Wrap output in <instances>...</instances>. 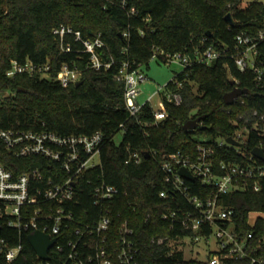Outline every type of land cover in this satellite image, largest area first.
Here are the masks:
<instances>
[{"label":"trees","instance_id":"trees-1","mask_svg":"<svg viewBox=\"0 0 264 264\" xmlns=\"http://www.w3.org/2000/svg\"><path fill=\"white\" fill-rule=\"evenodd\" d=\"M121 1L0 0V131L33 129L77 136L102 132L101 163L81 179L87 190L79 194L80 216L68 236L73 238L75 228L81 224L98 220L99 215L92 217L83 211H99V207L93 206L91 188L106 181L128 192L124 203L122 200L114 203V211L122 212V216L114 217L113 222L129 220L135 228L139 264H202L198 259H185L183 251L168 243L152 241L167 233L171 236L177 233L162 219V213L176 204L160 196L163 190H170L163 180L160 158L163 153L195 151L200 137L216 145L217 139L233 137L237 131L247 134L242 149L248 156L255 147H264V87L251 70H240L233 57L238 33H255L263 28L264 3L253 1L243 6L242 0H127V8H122ZM132 6L137 11L133 15L129 11ZM229 12L235 25L226 20ZM62 24L80 30L84 37L101 34L107 44V57L114 60L111 67L96 70L88 66L86 53L62 52L53 33ZM209 46L220 50L222 55L210 64L197 61V56ZM74 48L81 49L82 44L76 42ZM156 50L179 52L192 60L173 78L181 83L180 87L173 79L167 83L168 89L180 93L182 101L176 104L165 97L168 115L159 123H155L153 105L149 102L137 115L130 114L125 104L124 83L118 79L124 62L129 61L133 68L148 65ZM258 53L257 63L264 67V41ZM29 58L37 63L50 60L53 75L64 62L77 65L82 70L81 78L65 87L53 77L7 75L13 59ZM156 59L164 62L162 57ZM236 87L247 93L227 103L225 95ZM20 88L26 91H19ZM199 116L202 120L196 129H184L187 121ZM119 132H123L124 139L117 143L115 136ZM216 147L217 161L245 160L232 145ZM135 150L143 155L141 162L126 163L130 151ZM154 151L156 155L152 154ZM146 152L151 154L145 157ZM0 161L16 176L36 167L46 176L52 175L50 170L58 164L43 157H16L1 138ZM89 178L93 183L87 186ZM191 192L200 194L194 182ZM132 200L137 204L136 210L129 205ZM223 201L234 210L232 219L237 230L246 234L251 227L248 223L251 212H264V187L260 192L226 194ZM4 221L0 219L1 237L8 247L21 241L23 249L13 260H7L0 251V264H39V256L28 240L30 232L20 233ZM256 228L257 236L264 237V218L257 219ZM208 232L205 228L201 233ZM112 237H117L115 230Z\"/></svg>","mask_w":264,"mask_h":264},{"label":"built area","instance_id":"built-area-1","mask_svg":"<svg viewBox=\"0 0 264 264\" xmlns=\"http://www.w3.org/2000/svg\"><path fill=\"white\" fill-rule=\"evenodd\" d=\"M128 2L122 0L121 7L127 8ZM129 11L132 15L137 13L133 6ZM53 33L62 52L86 53L88 66L91 68L108 70L114 62L113 57H107V44L101 34L94 38L84 37L80 30L65 24L55 27ZM124 35L128 36V33ZM263 41L264 26L255 33L241 31L236 36V52L233 54L240 70H251L255 74V80L262 87L264 67L258 65L257 57L258 47ZM76 42L82 44L81 49L74 48ZM221 55L220 50L209 46L203 54L197 56V61L210 64ZM159 57L166 63L180 62L184 67L192 63L190 56L179 52L170 54L156 50L153 58ZM52 71L53 65L50 60L37 63L30 58L24 61L13 59L7 75L53 77L67 87L79 81L82 74L77 65L71 66L66 62L61 65L56 75H53ZM118 79L124 83L126 107L130 114L135 116L146 105L140 103L139 96L140 83L147 79V75L142 67L133 68L132 64L126 61L119 70ZM173 81L181 86L177 79ZM160 94L163 106L159 110L153 108L155 123H159L168 115L165 97L169 102L176 104L182 101L180 93L168 89L167 84ZM0 138L16 157H43L58 163L50 170L52 175L46 176L40 167H36L16 176L0 161V219L17 228L20 233L40 230L51 239H56L49 249V258L43 260L38 257L39 264H139L140 249L135 237V228L129 220L113 222L114 217L122 216V212L114 211V203L117 200L124 203V197L128 196L127 190H121L114 184L101 181L91 188L93 206L100 209L94 212L85 209L83 214L92 217L99 215V218L93 223L81 224L75 228L73 238L68 236L79 215L78 206L81 203L79 194L87 190V187H82L81 179L101 163V160L100 163L95 162L94 158L101 154L104 141L102 132L77 136L11 128L2 129ZM233 138L240 143L233 145L226 138H219L216 145L235 147L236 151L244 156L245 160L241 162L224 159L217 161L216 145L205 139L197 144L195 151L179 150L161 155L160 168L163 180L170 190H163L160 196L170 198L176 204L175 208L162 213V219L169 223L171 231L177 233L175 236L167 233L153 238L152 241L158 244L168 243L178 251H183L185 256L187 245L199 252L202 250L200 243L210 241V237L215 236V248L211 249L210 256L206 260L198 256L193 259L202 261V264H264V237H258L256 234L257 219L264 218V212H251L248 220L251 227L244 234L237 230V223L232 219L234 210L223 201L226 194L262 191L264 159L256 157L252 152L248 156L242 149L247 134L237 131ZM152 154L157 153L154 151ZM142 157L139 151H130L126 163L138 164ZM183 167L194 175L193 180L180 173ZM193 182L194 187L199 188L200 194L191 192ZM92 183V179L89 178L87 186ZM129 205L133 210L137 209L134 200L129 201ZM254 213L259 214L255 219L252 218ZM205 228L209 229L208 234L201 233ZM113 230L117 237H112ZM186 230H190L191 234L184 233ZM22 249L21 241L15 246L8 247L5 238L0 235V251L5 253L7 260L15 259Z\"/></svg>","mask_w":264,"mask_h":264},{"label":"rangeland","instance_id":"rangeland-1","mask_svg":"<svg viewBox=\"0 0 264 264\" xmlns=\"http://www.w3.org/2000/svg\"><path fill=\"white\" fill-rule=\"evenodd\" d=\"M253 1L264 3V0H242V5L245 6ZM183 68L184 65L180 62L166 63L159 61L156 58H152L148 65H142V70L146 73L147 79L140 83V103L144 104L149 101L155 110L161 109L163 105L161 104L162 96L160 92L163 87L174 78L176 72L183 71ZM7 95H9V93H7ZM200 138L204 139L205 137ZM122 139H124L123 132H119L115 136V141L120 143ZM94 159L95 162L100 163V155H96ZM258 215V213H254L252 214V218L255 219ZM215 242V236H211L210 241H202L199 245L202 250L199 252L193 250L190 245H187L185 250L186 259H193L198 256V258L206 260L211 254V249L215 248Z\"/></svg>","mask_w":264,"mask_h":264},{"label":"water","instance_id":"water-1","mask_svg":"<svg viewBox=\"0 0 264 264\" xmlns=\"http://www.w3.org/2000/svg\"><path fill=\"white\" fill-rule=\"evenodd\" d=\"M226 20L229 21V24H231V25L236 24L234 16L231 12L227 13ZM81 82L82 81L78 82V84H80ZM19 91H26V89L20 88ZM246 93H247L246 90H243V89L236 87L234 89V91H230L229 93H227L225 95V100L227 103H233L234 100L238 96L246 94ZM201 120H202L201 116H199L195 119H191V120L187 121L186 124L183 125V127L186 130L196 129L197 126L200 125ZM227 141L230 144L232 143L233 145H238L240 143L236 139H234L233 137H228ZM252 153L256 157L264 159V148L263 147H259V146L255 147L252 150ZM148 155H149V152H146L145 157H147ZM180 173L190 180L194 179V175H192L190 173V171H188L184 167L180 169ZM1 231H2V225L0 223V235H1ZM28 240H29L31 246L33 247V249L35 250L36 254L39 256V258L46 260L49 258V254H48L49 249L54 245L56 239H51L48 234H46L40 230H36V231H34L28 235Z\"/></svg>","mask_w":264,"mask_h":264}]
</instances>
